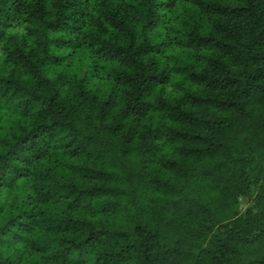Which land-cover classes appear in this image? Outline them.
I'll list each match as a JSON object with an SVG mask.
<instances>
[{"label": "trees", "instance_id": "1", "mask_svg": "<svg viewBox=\"0 0 264 264\" xmlns=\"http://www.w3.org/2000/svg\"><path fill=\"white\" fill-rule=\"evenodd\" d=\"M0 264H264V0H0Z\"/></svg>", "mask_w": 264, "mask_h": 264}, {"label": "rangeland", "instance_id": "2", "mask_svg": "<svg viewBox=\"0 0 264 264\" xmlns=\"http://www.w3.org/2000/svg\"><path fill=\"white\" fill-rule=\"evenodd\" d=\"M247 205V199L246 198H241L240 199V209L244 210L246 208Z\"/></svg>", "mask_w": 264, "mask_h": 264}]
</instances>
